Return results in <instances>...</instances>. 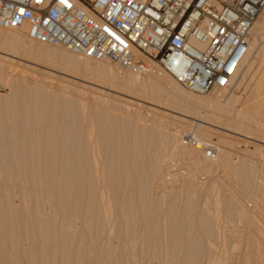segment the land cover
<instances>
[{"label":"bare ground","instance_id":"1","mask_svg":"<svg viewBox=\"0 0 264 264\" xmlns=\"http://www.w3.org/2000/svg\"><path fill=\"white\" fill-rule=\"evenodd\" d=\"M263 12L232 87L208 93L183 88L154 63L145 74H135L107 61L91 64L90 58L59 46L38 45L27 37L26 27L0 28V51L8 56L20 55L72 76L92 79L94 74L101 87L147 101L162 94L165 105L211 121L193 125L189 118L152 107L149 115L141 102L126 110L119 96L96 86L87 85L96 101L86 103L64 82L50 86V79H44L55 76L51 71L38 78L49 87L37 79L28 82L23 68L18 74L6 72L4 65L12 64L0 54V264H227L231 253L215 250L216 240L228 230L223 221L235 225L240 220L249 228L244 243L256 244L251 227H260L254 213L264 203V163L249 155L263 150L249 146V157L236 156L230 147L236 139L209 124L216 121L264 138V98L260 102L254 95L260 97L264 87ZM236 102L242 108L231 115L228 108ZM188 127L205 142L219 136L222 144L216 140L214 158L183 143ZM172 158L189 168L178 186L164 174ZM217 171L223 177H216ZM197 172L214 176L197 181ZM221 189L230 193L224 191L222 198ZM254 246H246L247 259L258 253Z\"/></svg>","mask_w":264,"mask_h":264},{"label":"built area","instance_id":"2","mask_svg":"<svg viewBox=\"0 0 264 264\" xmlns=\"http://www.w3.org/2000/svg\"><path fill=\"white\" fill-rule=\"evenodd\" d=\"M263 11L264 0H0V28L26 27L32 40L135 74L154 63L208 93L232 87ZM182 141L216 155L194 133Z\"/></svg>","mask_w":264,"mask_h":264},{"label":"rangeland","instance_id":"3","mask_svg":"<svg viewBox=\"0 0 264 264\" xmlns=\"http://www.w3.org/2000/svg\"><path fill=\"white\" fill-rule=\"evenodd\" d=\"M264 13V12H263ZM264 36V33L262 34V37ZM28 37V36H27ZM264 38V37H263ZM263 38H262V40H263ZM253 38H251V40H252ZM261 40V44H263L264 45V40L262 41ZM38 45H41V44H39L38 42H36ZM0 54H4V55H6L5 53H2L1 51H0ZM255 55V52L253 53V54H251V56H250V58H249V60H248V63L249 62H251V61H253L254 60V56ZM6 56H8V55H6ZM19 56V57H18ZM9 58H7V60H10L8 63L9 64H12L11 66L10 65H4V68H5V70H6V72L7 71H11V72H15V73H19V71H22L20 68H23L24 70V75H26L25 77V79L28 81V82H36V79L38 80V82L39 83H41L40 81L41 80H39V79H41V78H44L45 76V72H46V70L47 71H51V72H53L54 73V75L55 76H52L51 78H47V79H44V80H49L48 82L51 84L50 86H52V85H56V86H58V85H60L58 82L59 81H61L60 83L61 84H63V82H64V84L66 83V84H68L70 87H68V88H66L68 91H70V93L72 94V95H74V94H76V95H74L76 98H79V99H81V100H83V101H85L86 103H95V98H94V96H93V94H92V92H93V90H92V88L90 89V87L88 88L87 87V85L88 86H96V87H100L103 91H106V93H113V94H115V95H117V96H119L120 97V99H121V102H120V106L122 107V108H126V110H134V108L136 107V105H137V103H139V102H141V103H143L144 105H145V108H146V110L148 111V109L150 108V107H152V108H156L157 110L159 109L160 111H161V113L163 114V113H165V114H169V113H171V114H173V115H176V116H183V117H186V118H189L190 120H191V124H193L194 125V123L195 122H198V123H201L202 121H209V122H211L210 120H208L207 118H205L204 116H202V114H192V113H187L186 111H183V109H177V108H172V107H170V106H168V105H165L166 103L163 101V100H161V99H163V95L161 94L160 96H159V100H148L147 101V99L145 98L144 99V97H141V96H138V95H129V94H125V92H120V91H117V90H114V89H112V88H108L106 85H104V86H100V82H97L96 81V79H97V77L94 75V74H92V75H90V77L91 76H93L92 77V79L91 78H84V77H82V76H72L71 74H66L65 72H63V70L61 71V69L59 70L58 68H55V69H53V68H50L49 69V67L46 65H44L43 63H35V62H33L32 60L30 61V60H28L27 58H25V57H22V56H20V55H17V56H12V55H10V56H8ZM11 57V58H10ZM12 59H14L13 61H12ZM2 60H4V59H2ZM16 64H15V63ZM89 62L91 63V64H95V63H97V62H94L92 59L90 60L89 59ZM18 63V64H17ZM20 63V64H19ZM43 64V65H42ZM28 65V66H27ZM16 68H14V67ZM247 67V64H246V66H245V68ZM18 68V69H17ZM57 69V70H56ZM19 70V71H18ZM27 70V71H26ZM53 70H55V71H53ZM43 71V72H42ZM31 73V74H30ZM243 73V72H242ZM34 74V75H33ZM24 75H23V77H24ZM62 75V76H61ZM41 76V77H40ZM66 77V78H65ZM95 77V78H94ZM34 79V80H31V79ZM39 78V79H38ZM52 78H54V80L52 79ZM62 78V79H61ZM64 78H65V80H64ZM67 78H69L70 80H68ZM52 79V80H51ZM59 79V80H58ZM93 80V81H92ZM43 81V80H42ZM53 81V82H52ZM44 82H46L45 84L44 83H41V84H44V85H46V84H48V85H46V86H48L49 87V83H47V81H44ZM73 82H75V84L73 83ZM78 82V84H76ZM57 83H58V85H57ZM102 84V83H101ZM72 85V86H71ZM73 85L74 86H77V88H79V90H81V91H79L78 89H76V88H72L73 87ZM99 85V86H98ZM83 87V88H82ZM90 89V91L91 92H89V91H87L86 92V94L84 93L86 90H89ZM262 91V93L260 94V97H258L256 94H254L255 95V97H257L258 98V100L260 99V100H262L263 98H264V87H262V90H260V92ZM89 92V94H87ZM263 94V95H262ZM263 96V97H262ZM83 97V98H82ZM84 97H86L87 99H84ZM93 97V98H92ZM125 97V98H124ZM139 97V98H138ZM88 98L90 99V100H88ZM126 98H129V99H126ZM164 98H165V96H164ZM253 98H254V96H253ZM253 98H251V99H253ZM93 102H92V101ZM130 100V101H129ZM259 100V101H260ZM157 101H159V102H157ZM252 101V100H251ZM137 102V103H136ZM152 102V103H151ZM260 102H262V101H260ZM125 103H127V104H125ZM241 102H236V104H235V106L234 105H230V106H228V107H230V108H228V113L229 114H234L235 112H236V110L240 107V104ZM133 104H135L134 106H132ZM125 105V106H124ZM128 105V106H127ZM129 106H130V108H129ZM132 106V107H131ZM234 106V107H233ZM262 106H264V105H262ZM128 107V108H127ZM148 107V108H147ZM165 107V108H164ZM133 108V109H132ZM240 108H242V107H240ZM239 108V109H240ZM262 109H264V108H262V107H260V113L262 112V114H264L263 112H264V110L262 111ZM158 110V111H159ZM147 111H145L146 113H147ZM231 111H233V112H231ZM150 114L149 115H151V110H149L148 111ZM231 114V115H232ZM193 121V122H192ZM214 122H216V121H212V123H211V125L209 124V126H211V127H213L214 129H216V130H218L219 131V134L220 135H224V134H229V135H231V136H227L228 138L229 137H232V139H233V137H234V141H235V139H236V141H235V143L234 144H231L232 146H230V147H233L232 148V150L234 151V154L237 156L238 155V153H239V155H241L242 153H244V154H246V156H247V154H250L249 152H247L246 151V147H249V146H251L252 148H254L256 145L258 146V147H260L261 148V150H263V152H264V138L262 137V135H258V136H251L250 135V137H249V134H245V133H243L242 131H239V130H236L235 128H231V130H230V128L229 127H226L227 125H225V124H220L219 122H216V123H214ZM218 123V124H217ZM217 124V125H216ZM225 127V128H224ZM235 129V130H234ZM193 130V127H191V128H187L186 129V131H184V133H186V132H190V131H192ZM229 130V131H228ZM194 131V130H193ZM192 131V132H193ZM225 132V133H224ZM229 132V133H228ZM183 133V134H184ZM183 134H182V136H183ZM260 134V133H259ZM226 135H224V136H226ZM242 136V137H241ZM245 136V137H244ZM219 136H213L212 138V142L211 141H209V142H211V143H213V144H216V142L218 141V138ZM218 138V139H217ZM231 139V138H230ZM231 139V140H232ZM237 139H239V140H237ZM242 139H244V140H247L248 142H246V141H243ZM217 140V141H216ZM215 142V143H214ZM219 142V144H222V142H220V140L218 141ZM217 142V143H218ZM246 142V143H245ZM249 143H252L251 145L249 144ZM218 144V145H219ZM245 144H247L246 146H245ZM249 144V145H248ZM217 145V144H216ZM250 147V148H251ZM263 152L261 153V155L260 154H253V153H251L249 156H251L252 157V159L254 160L255 159V163H256V161L257 162H260V164H263L264 163V154H263ZM244 154H242L243 156H245ZM263 155V156H262ZM249 156H247V157H249ZM258 156V157H257ZM254 157V158H253ZM263 157V158H262ZM259 160V161H258ZM263 161V162H262ZM168 163L166 164V165H168V166H166L165 167V171H164V174H165V178L168 180V181H174V185H176V186H178V185H181V183L183 184V181L185 180V179H187V173H188V171H189V168L187 167V165L185 164L184 165V163L183 162H181V160H179L178 158H172L171 160L169 159L168 161H167ZM262 162V163H261ZM183 163V164H182ZM259 164V165H260ZM257 166H259L258 164H256ZM264 165V164H263ZM261 166V165H260ZM201 172H197L196 174H195V179L197 180V181H199V180H206V181H208L210 178H212L213 176L211 175V174H208V173H201ZM216 174H215V176L216 177H223V173H222V171H217V172H215ZM222 175V176H221ZM173 179V180H172ZM264 180V179H263ZM176 181V182H175ZM230 180L229 179H227V178H225V184H226V186H227V184H228V188H231V185H230ZM263 184H264V181H263ZM220 191V190H219ZM218 191V192H219ZM226 192V193H230V191H229V189H221V195L219 194V196L220 197H222V198H224V194H222L223 192ZM161 193V192H160ZM220 193V192H219ZM241 193H239V191H238V195H240ZM240 197L242 198V199H244L243 201L245 202V204L246 205H248V208L250 209L251 207V209H253V208H255V206H253L254 204H252V203H249V202H247V199H245L246 197L245 196H243V195H240ZM262 199H264V198H262ZM259 201H261V199L259 200ZM263 202V201H262ZM262 202H260L259 204H257V206H256V208H255V218H257V220H258V224H260L259 226V229L257 228L258 226H252L251 227V233L254 235V237H255V239H256V244H252L251 242H248V243H244V242H247V240L248 239H246V232H248V230H249V228L246 226V225H243V224H241L239 221H237L236 223H235V225H233L232 223H228L227 221H223V222H221L222 223V225L225 227V229H228V230H223V236H221V238H218V240H216V248L217 249H215L216 250V252H218V254L219 253H221L222 251H223V249L224 250H226L225 252L226 253H231L230 255L229 254H225V256H228V257H226L225 258V260L227 259L228 261H226L227 262V264H264V252H262L261 253V251H264V234H262L261 233V230H260V228L262 229H264V213H263V211H264V209H263V211H262V208H264V203L262 204ZM224 203V205H227L228 203L226 202V204H225V202L223 201L222 202V204ZM251 205V206H250ZM258 205H259V207H258ZM254 210V209H253ZM260 210V211H259ZM262 212V213H261ZM227 222V223H226ZM239 222V223H238ZM243 222V221H242ZM260 222V223H259ZM225 223V224H224ZM231 224V225H230ZM239 224V225H238ZM227 225V226H226ZM245 226H246V228H245ZM227 227V228H226ZM248 228V229H247ZM245 229H247V231L245 230ZM230 230V231H229ZM237 230V231H236ZM239 231H241L240 232V234H239ZM242 231H244L243 233H242ZM227 232H229V233H231L232 235H235L234 237L233 236H231V234H229V233H227ZM237 232V233H236ZM227 236H226V235ZM242 239V241H241V239H239V237L237 236V235ZM242 234H244V235H242ZM230 235V236H229ZM240 235H242V236H240ZM243 236H244V238H243ZM227 237H229L228 239H230V237H233L232 239H230V240H228L227 239ZM235 239H236V242H235ZM244 239V240H243ZM245 239H246V241H245ZM238 241H241L240 242V246L238 245L239 244V242ZM234 242H235V244H234ZM227 243V244H226ZM251 243V244H250ZM220 244V245H219ZM237 244V245H236ZM245 244H247V245H245ZM249 244V245H248ZM231 245V246H230ZM233 245L235 246V247H233ZM242 245H244V246H242ZM254 245H256V250H257V254L256 253H252V255L250 256V258L249 259H247L246 257V255H247V251L248 250H245V248H246V246L248 247V248H252V249H254L255 248V246ZM220 246V247H219ZM226 246H228V247H226ZM242 246V247H241ZM223 247V248H222ZM244 247V248H243ZM254 247V248H253ZM228 248H230V249H228ZM242 248V249H241ZM247 248V249H248ZM260 249V251H259V249ZM221 251V252H219V251ZM229 250V251H228ZM246 252H245V251ZM255 250V249H254ZM228 251V252H227ZM243 251H244V253H245V255H244V253H243ZM234 253V254H233ZM243 254V255H242ZM259 254H261V256L259 255ZM246 258V259H245Z\"/></svg>","mask_w":264,"mask_h":264}]
</instances>
